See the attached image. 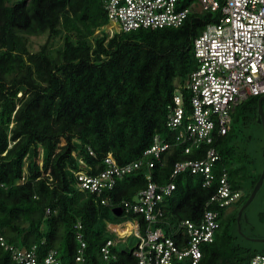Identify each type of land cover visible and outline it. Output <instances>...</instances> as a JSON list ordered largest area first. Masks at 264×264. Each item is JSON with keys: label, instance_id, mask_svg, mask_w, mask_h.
Listing matches in <instances>:
<instances>
[{"label": "trees", "instance_id": "16d2710c", "mask_svg": "<svg viewBox=\"0 0 264 264\" xmlns=\"http://www.w3.org/2000/svg\"><path fill=\"white\" fill-rule=\"evenodd\" d=\"M218 14L193 11L178 27L111 34L103 0H0V236L7 244L36 246L40 258L54 248L64 264H75V224L80 221L85 264H103L100 247L114 237L105 220L117 207L102 199L135 201L148 185L149 171L155 182L167 183L177 161L202 158L212 145L220 157L211 184L203 185L201 173L178 174L173 195L166 199L170 222L163 226L170 232L181 220L199 221L206 208H215L207 203L226 170L242 195L233 208L221 209L215 240L202 245L197 264H249L260 253L244 242L238 212L263 165L259 169L256 159L239 150L233 125L238 112L246 123L258 121L260 96L236 107L226 134L188 154L186 144L177 140L179 129L167 121L177 91L190 110L186 84L198 65L194 39ZM43 33L47 40L31 50L30 37ZM156 135L170 146L150 168L147 162L153 157L144 152ZM109 152L120 164L143 163L113 189L100 194L78 189L72 170L80 167L79 159L98 172ZM132 217L144 223L140 214L123 218ZM113 249L119 258L115 264H134L129 250ZM0 264H19L1 243Z\"/></svg>", "mask_w": 264, "mask_h": 264}, {"label": "built area", "instance_id": "2783aa9c", "mask_svg": "<svg viewBox=\"0 0 264 264\" xmlns=\"http://www.w3.org/2000/svg\"><path fill=\"white\" fill-rule=\"evenodd\" d=\"M108 16L110 33L132 31L139 28L178 27L193 11L218 12L215 21L208 23L194 39V55L198 65L190 74L186 88L190 92V110H186L184 94L177 91L173 104L168 105V125L179 129L177 140L186 144L185 153L193 147L212 144L217 136L231 129L232 115L236 107L251 96L264 95V0H103ZM170 144L160 135L154 137L144 156H152L148 166L154 167L162 159ZM94 154V151H91ZM214 146L207 148L204 157L177 161L171 181L158 184L149 171L148 185L135 201L122 200L114 204L111 198L102 199L104 205H114L122 210L121 217L131 213L144 216V223L137 217L124 218L121 222L106 221L109 232L116 235L100 247L103 264L118 262L113 249L126 237L134 235L136 245L129 250L134 264H176L186 261L197 264L202 258V245L213 242L220 228L221 209L236 204L242 190L234 189L223 171L219 186L211 196L199 221L181 220L170 232L166 216V199L173 195L174 178L184 172L201 173L204 186L210 185L213 167L219 159ZM80 167L73 169L76 187L97 194L113 189L119 179L138 169L142 159L120 164L109 152L104 158L105 167L93 172L91 166L79 159ZM50 212V209L47 210ZM82 224H75L78 241L76 263L85 264ZM179 235L178 239L173 235ZM0 243L11 251L19 264H64L57 249H50L42 258L36 246L31 249L9 245L0 236ZM249 264H264V253L255 254Z\"/></svg>", "mask_w": 264, "mask_h": 264}, {"label": "rangeland", "instance_id": "374dc122", "mask_svg": "<svg viewBox=\"0 0 264 264\" xmlns=\"http://www.w3.org/2000/svg\"><path fill=\"white\" fill-rule=\"evenodd\" d=\"M48 33H43L40 35H32L30 37L31 50L36 51L40 46L47 40ZM263 110H264V100H263ZM239 116V121H236L233 125L237 130L238 141L240 147L239 150L244 151L248 154L250 159H256L259 169H264V127L258 121H251L246 123L243 120V116ZM243 164V163H242ZM245 164V162H244ZM249 165V164H248ZM262 173V172H261ZM241 190V189H240ZM229 207L226 211L233 208ZM247 218H244L241 225V233L245 236L244 242L255 249L257 252H264V182L260 187L259 191L255 195L251 203L245 207ZM244 208V210H245ZM109 221L116 223L124 220L121 216H116L111 214L109 216ZM116 236V235H114ZM126 241H121L118 243L120 249L131 250L137 242V238L132 235L125 238Z\"/></svg>", "mask_w": 264, "mask_h": 264}, {"label": "water", "instance_id": "95a60500", "mask_svg": "<svg viewBox=\"0 0 264 264\" xmlns=\"http://www.w3.org/2000/svg\"><path fill=\"white\" fill-rule=\"evenodd\" d=\"M8 48L10 50H12L14 48V43L12 42L11 39L8 40ZM263 100H264V95H261L258 99V112H259V117H258V122H261L263 127H264V110H263ZM264 182V169L258 179V181L256 182L249 198L247 199V201L242 205V207L240 208L239 212H238V225H239V230L241 231V217L243 215V211L244 208L246 206H248L251 201L254 199L255 195L257 194V192L259 191L260 187L262 186ZM115 215L120 216L122 214V210L120 207L115 208L114 210ZM246 218V215H243Z\"/></svg>", "mask_w": 264, "mask_h": 264}, {"label": "flooded vegetation", "instance_id": "af4514ba", "mask_svg": "<svg viewBox=\"0 0 264 264\" xmlns=\"http://www.w3.org/2000/svg\"><path fill=\"white\" fill-rule=\"evenodd\" d=\"M261 123V122H260ZM262 124V123H261Z\"/></svg>", "mask_w": 264, "mask_h": 264}]
</instances>
